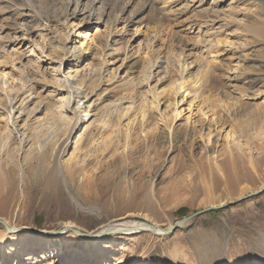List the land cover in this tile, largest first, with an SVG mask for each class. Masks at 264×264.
Listing matches in <instances>:
<instances>
[{
  "label": "rangeland",
  "instance_id": "rangeland-1",
  "mask_svg": "<svg viewBox=\"0 0 264 264\" xmlns=\"http://www.w3.org/2000/svg\"><path fill=\"white\" fill-rule=\"evenodd\" d=\"M214 8L227 23L221 33L215 31L222 20L212 23L208 17ZM209 41L218 46L210 50ZM62 47L64 73L105 71L88 91L93 94L81 100L83 108L91 105L94 119L126 97L135 107L121 120L113 118V126L95 122L75 130L64 155L67 143L58 145L59 152L49 149L43 160L25 159L31 133L46 132L45 138L49 125L61 129L56 119L27 132L29 145L19 151L14 145L7 173L0 174V230L7 221L38 237L27 242L29 253L10 254L5 263L260 264L252 243L261 242L264 230V0H0V134L9 131L3 110L8 97L15 109L30 94L34 101L58 104ZM169 53L205 65L198 96L175 93V67L167 77L144 80L155 58ZM193 72L185 78L196 79ZM129 81L135 87H123ZM28 120L22 117L18 127ZM210 125L209 148L220 155L217 164L226 162L221 154L233 149L234 139L254 144L253 165L245 158L224 164L232 182L206 159L207 137H200ZM169 127L176 131L172 138ZM53 160L67 179L59 192L51 189L61 179L50 170ZM20 166L24 173L18 177ZM194 214L167 235L135 232L113 242L106 235L98 249L64 230L71 223L87 235L128 221L166 230ZM43 235L54 237L46 256Z\"/></svg>",
  "mask_w": 264,
  "mask_h": 264
},
{
  "label": "bare ground",
  "instance_id": "bare-ground-1",
  "mask_svg": "<svg viewBox=\"0 0 264 264\" xmlns=\"http://www.w3.org/2000/svg\"><path fill=\"white\" fill-rule=\"evenodd\" d=\"M219 14H220V11H218L215 8L212 9L211 13L208 16V17H211V15H212V17H211L212 19H210V22L213 23L217 19L222 20L223 18H220ZM252 14H253V12H252ZM208 17H206V18H208ZM205 21H207V19H205ZM208 21H209V18H208ZM225 21L222 20V22L218 24L219 26L215 32L221 33L224 31V28L226 27L225 24H227V23H224ZM212 23H211V25H212ZM210 36H211V34H210ZM211 41H213V40H211ZM209 44H210V46H209L210 50L213 49L212 47L218 46L217 42H215V43L210 42ZM64 48H65V46H64ZM62 53H63V57H64L65 51L63 50V47H62ZM187 54H189V53H187ZM64 59H65V57L61 58L60 65H59L58 69L56 70L57 88L54 90V93L55 94L57 93L56 95H58V97H59L58 98L59 99L58 104H56L54 106H48L47 104H44L42 102V100L34 101L36 96H34L33 94H30V95H28V97L27 96L22 97L20 99V102H21L20 107L15 109L13 106L14 100L12 99V97L11 98L8 97L7 100L5 99L6 106H5V109H3V110H5L4 111L5 112V123L9 127V129H8L9 131L6 133L2 132V134H0V174L1 175L4 174V172L7 173L6 170L8 169L7 167L9 165L8 164V158H9V155L11 154L12 148L16 149V147H17V150L19 151L21 149V147H23L25 145H29L32 140L29 139L27 132H30V130H32L31 132H33V129L38 130L40 127L42 128L43 126L45 127V125L47 126V123L50 122L49 119L50 120H52V119L58 120L61 123V129H56L55 127H54V129H52L53 124L51 123L52 125H49L51 127L47 128L48 129L47 131H51V132L45 138H41V137L45 136L46 132L43 134V132H39V131L35 132V130H34V132L31 133L32 137L34 136L33 142H32V145H29V148H28L29 149L28 155H30V156L26 155L25 159L29 158V161H31L35 157H37V158H39V160H43L46 158V156H47L46 154H47L49 149H51L52 153H54L56 151L58 145L61 148V146L64 143H67L66 147L64 148V150L61 153L62 155H64V152L66 151V148L68 146V142L70 139L69 137L72 135V133L75 130H79V128L81 126H83L84 124H89L90 126H93L95 122H104L107 127L113 126V122H112L113 118H118L119 120H121L122 118H124L126 116L125 115L126 110L132 109L135 107L134 101L131 98L126 99L127 98L126 97L124 101L120 100L117 104L110 105L108 111H106V114L103 115L102 118L95 117V119H94V116L91 115V111H89L91 109V107H90L91 105L88 104L87 107L83 108L82 105H84V102H81V100L83 98L87 99L90 95L93 94V93H91L92 90H91V92H88V91L95 84H97L99 81H101V79H104V77H105L104 72L105 71L103 72L101 70L100 71L98 70V72H95L94 70L90 71L87 69V71L85 73H82V74L81 73L78 74L77 73L78 70H77V72H75L72 75L68 71L66 73H64V70L66 69V67L68 65L67 62L66 63L64 62ZM155 59L156 60H155L154 64L147 69L146 73L143 72L146 75L144 80H146L147 83L152 81L154 76L166 75L168 70H170V68L174 69V67H175L179 71V73H177V74H179L178 75L179 79L174 84L175 86L173 85L174 86L173 89H174L175 93L179 94L181 91H184V93L187 92V95L198 96V93H200L201 88H203L202 83L204 82V79L206 76V75H204V73H202V71L203 72L206 71V70H203L205 65L195 64L193 60L189 61L190 58L188 55H181L180 53L176 54V55L172 54V53H171V55H170V53L164 54V55L157 56ZM63 63H65V64H63ZM202 63H204V62H202ZM191 65H193V66H191ZM206 67H207V65H206ZM190 69H192L194 71L193 73H194V75H195L194 77L196 79L191 80L188 78L189 80H187L185 78L187 73H188V70H190ZM177 70H175V71H177ZM168 75H170V74L168 73ZM111 76H112L111 79L116 78V74H114L112 71H111ZM166 77H167V75H166ZM128 85L129 86L131 85L130 81L124 82L123 87L126 88ZM133 85H131V86H133ZM144 85H145V83H144ZM205 85L203 84V86H205ZM133 87H135V86H133ZM94 88L96 89V87H94ZM95 89H93V90H95ZM65 94H66V96H65ZM73 95L75 97H72ZM152 95H155V94L152 93ZM158 96H159V93H158ZM156 99H158V98L156 97ZM5 103H3V104L5 105ZM142 103H144V104L142 106V104L140 103L142 106L141 112L144 113V112H146L148 102L145 99V100H143ZM80 104H81V106H80ZM2 107H3V105H2ZM86 108H87V111H86ZM45 109L48 112L45 115H43L44 117L47 116L46 120L41 117V114L45 111ZM33 116L35 119H33ZM75 116H77L75 118V120H72L71 117H75ZM22 117H26V119L27 120L29 119V120H28V122L25 121L21 127H18L17 122L21 121ZM31 118H32V120H30ZM253 118H260V116L256 115ZM93 119H94V121H92L93 123H90V121ZM58 121H57V123H58ZM105 125H103L104 126L103 129H106ZM113 128H115V127H113ZM217 128H214V130H217ZM210 129H211V125L209 126V129H207V132H205L200 138H202L203 136H205V138L207 137V143L204 145V150L206 153V159L208 160L209 163H212V165H213V166H211L212 171H215L217 173H221L225 177V173H227V169H226V166L224 164L227 165L228 162L234 163L236 160H241L243 158H245L248 161V163L253 165L254 155L251 152L250 147H254V144L252 143V141L249 142L248 144H247V142L242 143L238 139H237V141L234 139L236 142L233 140L232 147H233V149H235L234 151L231 147H227L223 151V153L221 154L227 158L225 163L220 165V164H217V162H214V160L217 159L220 155L215 156L214 154L216 153V151L212 148H209V141H210V135H211ZM40 130L42 131V129H40ZM114 130L118 131V129H114ZM60 131H64V132L60 133ZM174 132H176V131H174V128L170 129V127H169V133H170L169 135L171 136V138H172V134ZM219 132H220V130H219ZM66 135H67V137H66ZM185 138H186V136H185ZM188 140H190V142H191V145H190L191 150L194 151L195 143H194L193 137L190 136L188 138ZM61 149H59V150L61 151ZM59 150H58V152H59ZM52 153H50V154H52ZM208 153H211V154L208 156L207 155ZM11 155L13 157V154H11ZM57 155H59V154H57ZM56 161L57 160H53V162L49 163L50 170H52V172H55V174H57V175L58 174L61 175V177H60L61 179L60 180L55 179L54 182L51 183V189H53L54 192H59L60 186H62L61 184H67V179L64 178V176H62V173L60 172V170L58 168V162H56ZM9 167H11V166H9ZM14 167H15V165H14ZM23 167L20 166L17 169L18 177H19V175H22L24 173ZM9 170H11V168ZM2 176H4V175H2ZM23 177L24 176H21V178H23ZM62 177H63V180H62ZM231 179H233V178H230L228 176L225 177V180H229L230 182L233 181ZM230 182H228V183H230ZM226 184H227V182H226ZM221 206H223V205H221ZM259 218H262L261 220L264 223V216L259 215ZM189 222H190V220L186 223L189 224ZM139 223H141V222H137V221L129 222L128 221V223H120V224L101 226V227H98L96 230L89 232L87 235L84 234L85 235V237L83 236L84 241L85 242L88 241L89 246L98 249L99 246H101L99 244L101 243L102 238H104V236H106V235H109L111 241L113 242L115 240H118L119 236L128 235L130 233H135V232L138 233V232H143V231L151 232L150 228L144 227V226L142 228L140 226L141 224H139ZM72 227L73 226L71 223H67L64 227V230L74 233V231H76V230H74L73 229L74 227L73 228ZM153 227L157 228V234H159V232H162V230H161L162 228H160V227L158 228L156 226H153ZM69 228H70V230H69ZM24 229H26V228H22V227L20 228V227L16 226L15 224H13V223L11 224L7 221H5L2 224L1 230H0V264H6L5 261L10 258L9 257L10 254H12V255L15 254V256H17L18 254L25 253L24 251L29 253L28 252L29 249L27 246H29L30 244H28L27 242L36 240L38 235H36V236L35 235H29L26 232H23V231H26ZM171 229H172V227H169L166 230L168 231ZM53 233L54 232H52V234ZM77 233L80 234L81 232L78 231ZM262 233H263V237H261V239H260L261 242L255 241L252 243L253 246H256L258 248V250H256V252L254 253V256H256V258H258V260H257L258 262H256V263H260V264H264V230H262ZM75 235H77V234H75ZM78 237H80V236H78ZM43 238L45 239L44 242H46V243H44L45 246L47 244H49V242H51V240H54L53 236H52L53 239H51V240L46 239V238H49V236H46V235H43ZM15 244H21V246L17 247V246H15ZM46 248L47 249L44 250L45 253H43L44 256L49 255V253H50V247L46 246ZM93 264H95V263H93Z\"/></svg>",
  "mask_w": 264,
  "mask_h": 264
},
{
  "label": "water",
  "instance_id": "water-1",
  "mask_svg": "<svg viewBox=\"0 0 264 264\" xmlns=\"http://www.w3.org/2000/svg\"><path fill=\"white\" fill-rule=\"evenodd\" d=\"M223 206H225V205H223ZM223 206H220V207H216V208H212V209H215V210H218V209H220V208H222ZM202 213V212H201ZM197 214H200V213H197ZM197 214H194V215H192V216H189V218H187V219H185V220H183V221H180V222H178V223H176L173 227H172V229L171 230H165V229H161L162 230V232H159V234H157V228H154L152 225H149V224H147V223H145V222H143V223H139V224H141L140 226L143 228V226L144 227H148V228H150V230H151V232L153 233V234H155V235H167V234H169V233H171L172 231H174V229H175V227H178V226H180V225H184L186 222H188L192 217H194V216H196ZM70 230V229H69ZM78 231H74V233L75 234H77V236H80V237H82V236H84L85 237V235H84V233H77ZM55 234L57 233V234H62L63 232L62 231H56V232H54Z\"/></svg>",
  "mask_w": 264,
  "mask_h": 264
}]
</instances>
